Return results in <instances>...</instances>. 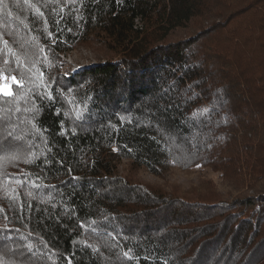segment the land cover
<instances>
[{
    "label": "trees",
    "instance_id": "16d2710c",
    "mask_svg": "<svg viewBox=\"0 0 264 264\" xmlns=\"http://www.w3.org/2000/svg\"><path fill=\"white\" fill-rule=\"evenodd\" d=\"M0 77V264H264V0H0Z\"/></svg>",
    "mask_w": 264,
    "mask_h": 264
},
{
    "label": "rangeland",
    "instance_id": "374dc122",
    "mask_svg": "<svg viewBox=\"0 0 264 264\" xmlns=\"http://www.w3.org/2000/svg\"><path fill=\"white\" fill-rule=\"evenodd\" d=\"M64 63H66V65L62 68V72L63 73H67L66 70H70L72 68H74L75 70H78L79 67H87L92 65L93 63H95L96 61L94 60V56L93 53H91V51L85 47H78L76 49H74L73 51L67 52L63 58L59 57ZM5 83L8 82H3L1 87H3L5 85ZM175 177L173 181H175L174 183L178 185L179 182H182L183 180H185V176H183L182 173H180L179 170H176L175 172ZM200 175H205L206 177H209L211 179H213L214 181L218 182V178H217V174L212 173L211 171H209L208 169H203L200 167H196L194 170V174H192V176L189 177V179L187 180H197L198 177ZM137 178L139 180L142 181H146V182H150L153 181L155 182L156 180L154 178H152V176L148 175L147 173L141 171V173H138ZM173 179V178H172ZM187 180H185V182L187 183Z\"/></svg>",
    "mask_w": 264,
    "mask_h": 264
},
{
    "label": "snow or ice",
    "instance_id": "6c2138e0",
    "mask_svg": "<svg viewBox=\"0 0 264 264\" xmlns=\"http://www.w3.org/2000/svg\"><path fill=\"white\" fill-rule=\"evenodd\" d=\"M41 75H42V74H41ZM0 79H6V77H0ZM12 80H13L14 83H19V82L16 80L15 77H13ZM189 90H190V89H189ZM0 93L4 94V95H6V96H8V95H12V93H11V91H10V89H9V87H8V85H7V83H5V85H4L2 88H0Z\"/></svg>",
    "mask_w": 264,
    "mask_h": 264
},
{
    "label": "built area",
    "instance_id": "2783aa9c",
    "mask_svg": "<svg viewBox=\"0 0 264 264\" xmlns=\"http://www.w3.org/2000/svg\"><path fill=\"white\" fill-rule=\"evenodd\" d=\"M66 53H61V54H58V56L59 57H61V58H63L64 57V55H65ZM66 65V63L64 64V66ZM67 71V70H66ZM73 71H76L74 68H72V69H70V72H73Z\"/></svg>",
    "mask_w": 264,
    "mask_h": 264
}]
</instances>
